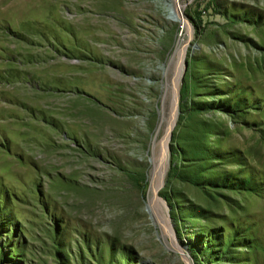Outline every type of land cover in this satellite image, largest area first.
I'll list each match as a JSON object with an SVG mask.
<instances>
[{
    "label": "rangeland",
    "instance_id": "374dc122",
    "mask_svg": "<svg viewBox=\"0 0 264 264\" xmlns=\"http://www.w3.org/2000/svg\"><path fill=\"white\" fill-rule=\"evenodd\" d=\"M167 1L0 0V264H264V0Z\"/></svg>",
    "mask_w": 264,
    "mask_h": 264
},
{
    "label": "bare ground",
    "instance_id": "6f19581e",
    "mask_svg": "<svg viewBox=\"0 0 264 264\" xmlns=\"http://www.w3.org/2000/svg\"><path fill=\"white\" fill-rule=\"evenodd\" d=\"M167 2H168L167 15L170 16L174 21L182 22L183 18L181 13V5L179 4L180 2H178V0H168ZM185 52H186L185 46H180L177 48V51L175 53L178 63V74L176 73L177 79H176V84L173 88V92L175 93L174 96L177 93L178 81L180 74L182 72V64H183ZM170 130L171 129H168L166 131L165 136L161 141H158L157 143H154L152 145V149H151L152 154H151V158L149 159V163L152 168V176L148 191L149 193H148V201L146 208L148 213L151 215L153 221L158 223L162 222V224H164L163 222L164 219L160 214L161 213L160 210L162 209V203L157 199V192L159 187L161 186V181L164 177L167 168V138L170 133Z\"/></svg>",
    "mask_w": 264,
    "mask_h": 264
}]
</instances>
